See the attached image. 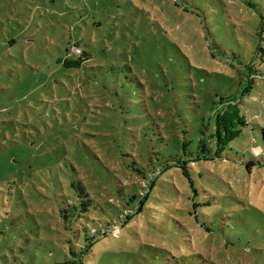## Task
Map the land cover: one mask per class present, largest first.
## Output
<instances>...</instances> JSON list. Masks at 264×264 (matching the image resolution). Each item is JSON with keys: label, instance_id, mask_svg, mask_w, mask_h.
Here are the masks:
<instances>
[{"label": "rangeland", "instance_id": "1", "mask_svg": "<svg viewBox=\"0 0 264 264\" xmlns=\"http://www.w3.org/2000/svg\"><path fill=\"white\" fill-rule=\"evenodd\" d=\"M261 25L264 0H0V264H264ZM232 96L223 157L176 163Z\"/></svg>", "mask_w": 264, "mask_h": 264}, {"label": "trees", "instance_id": "2", "mask_svg": "<svg viewBox=\"0 0 264 264\" xmlns=\"http://www.w3.org/2000/svg\"><path fill=\"white\" fill-rule=\"evenodd\" d=\"M260 38L258 41L257 51L259 50V54H257L260 60H264V45L260 42L264 39V25L260 26ZM257 53V52H256ZM90 59V54L86 52L84 49L80 48L79 42L72 41L69 43V46L66 48V57L60 58L58 62L62 64L66 68H79L82 64ZM260 73V69L255 70ZM261 74V73H260ZM263 75V74H261ZM242 96V95H241ZM219 110L217 113V119L215 124V140L214 146H210L208 143V137L204 135L202 132V136H198L196 139V146L193 149H187V147L193 142V140H189L183 143V151L186 154L182 160H177L176 163L182 164L185 158L194 159V160H202V159H218L223 157V152L227 149L229 144L242 133V127L247 125V120L245 115L242 113L238 99L234 96L224 98L221 97L218 105L216 106V110ZM212 135H210L211 138ZM186 146V148H185ZM185 148V149H184ZM188 150V152L186 151ZM253 156V154H252ZM251 163L250 165H253ZM71 188L76 197V204L68 205L72 210V215L74 216V223H79L82 217H85L84 213L88 212L90 208H95L93 200L89 197L88 192L85 189V186L80 182H72ZM135 198V195H130L129 199L132 201ZM64 212V211H63ZM62 217L64 219L67 218L65 213H62ZM108 226L112 225L110 223H106ZM82 233H85V241L87 244H92L94 241L98 239L101 235V231H98L96 228H91L89 230L88 224H82L81 226ZM91 232L94 234L93 237H88L87 233ZM88 245V246H89ZM87 246V247H88ZM77 256V254H75ZM79 255V254H78ZM58 264H83L80 259H73L70 261H65L63 263Z\"/></svg>", "mask_w": 264, "mask_h": 264}]
</instances>
